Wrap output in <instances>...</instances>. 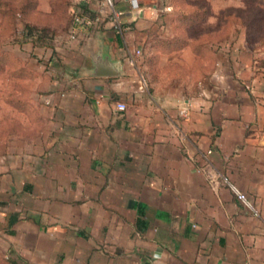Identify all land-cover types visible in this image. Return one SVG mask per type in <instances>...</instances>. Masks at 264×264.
I'll list each match as a JSON object with an SVG mask.
<instances>
[{
	"label": "crops",
	"instance_id": "obj_1",
	"mask_svg": "<svg viewBox=\"0 0 264 264\" xmlns=\"http://www.w3.org/2000/svg\"><path fill=\"white\" fill-rule=\"evenodd\" d=\"M112 1L122 32L57 31L0 135V264H264V42L197 53L167 5Z\"/></svg>",
	"mask_w": 264,
	"mask_h": 264
},
{
	"label": "rangeland",
	"instance_id": "obj_2",
	"mask_svg": "<svg viewBox=\"0 0 264 264\" xmlns=\"http://www.w3.org/2000/svg\"><path fill=\"white\" fill-rule=\"evenodd\" d=\"M77 1L79 0H0V135L12 136L14 130L20 128L19 125L22 131L29 129L35 108L41 102V91L38 87H41L43 72L47 73L46 57L51 51L53 40L59 39V34L50 33V29L46 34L47 37L51 36L49 39L41 36L40 39L32 40L23 36V22L54 27L57 31L66 30L64 22L70 17L71 10L80 9ZM149 1L159 7H169L166 11L170 12V23L178 18L176 10L186 13L182 15H187V18L182 15L181 17L184 22L191 23L185 28L189 37L201 36L202 39H207L208 35L210 38L213 36L210 32L212 25L217 20H224L227 22L224 25L233 26L225 28L224 31L218 27L214 33L222 34L223 38H210L208 42L211 44L222 43L224 38L228 40L231 37L235 40L238 37L244 38L249 41V46L264 42V3L251 0ZM47 4L49 10H44ZM48 11L53 12L54 17L45 24V13ZM164 11H158V14L168 13H163ZM198 11L201 13L198 14ZM234 23H238L237 29Z\"/></svg>",
	"mask_w": 264,
	"mask_h": 264
},
{
	"label": "trees",
	"instance_id": "obj_3",
	"mask_svg": "<svg viewBox=\"0 0 264 264\" xmlns=\"http://www.w3.org/2000/svg\"><path fill=\"white\" fill-rule=\"evenodd\" d=\"M98 0H79L77 1L78 3V6L77 7H80L75 9L77 10L79 13L81 14H84V15H87V16H93L95 13H96V7H92L91 5L92 4H96ZM251 1H256L258 3H264V0H251ZM90 4V5H89ZM112 5H113V8H115V3L112 1ZM256 6V5H255ZM253 8H256V7H253ZM54 11V9H53ZM176 13H178V18H174V20L172 21V29L173 31L175 32L174 34V39L176 40V43L178 44H186V43H189V45L193 48V50L197 53L199 52H202V50H205L207 48V43L208 41L210 40V38H223L222 34H218V33H214V32H217V28L218 27H221L222 28V31H224L225 28H228L230 26H233V25H224L225 22L224 20L221 21V20H217L216 24L213 25L211 28H210V32H212L213 36H210V38L208 37V35L206 36L207 39H202V37H189L187 36V34L185 33V28L191 24L190 22H184V18H187V15L183 16L182 13L180 11H177L176 10ZM201 13L200 11H198V14ZM45 17L47 19V22L45 24L48 23V19L52 20L53 17H54V13L53 12H47L45 13ZM183 14H186V13H183ZM193 15L195 13H192ZM197 14V13H196ZM184 17L182 18L181 17ZM192 15V16H193ZM158 18H162V13L161 14H158L157 15ZM70 21H71V15L70 17L65 20L64 24L65 26L69 27L70 25ZM261 24V22H259ZM231 24V23H230ZM238 23H234V25H237ZM262 25V24H261ZM220 28V29H221ZM50 29V33L52 32L53 34L57 32V30H55L54 27H51L49 28L48 26H38V25H34V24H31V23H28V22H23L22 24V27H21V34L23 36H27V37H30L32 40L33 39H36V38H42V37H47L48 35L47 34V31ZM60 32H66V30L64 29H61V30H58ZM42 36V37H41ZM51 36L47 37L46 39H49ZM234 38V37H233ZM190 39V40H188ZM210 43V42H209ZM46 44H47V41H46ZM45 44V45H46ZM50 48H51V51L48 53L47 57H46V67H47V73L50 77V80H55L56 77L52 75L51 73V69L54 67V65H57V62H58V59H59V56L57 55L56 51L53 49V46L50 45ZM229 48H230V42H228L226 40V38L223 39V42L222 43H218V44H211L210 43V49L211 50H215V51H223V52H228L229 53ZM51 87L48 89L50 90Z\"/></svg>",
	"mask_w": 264,
	"mask_h": 264
},
{
	"label": "built area",
	"instance_id": "obj_4",
	"mask_svg": "<svg viewBox=\"0 0 264 264\" xmlns=\"http://www.w3.org/2000/svg\"><path fill=\"white\" fill-rule=\"evenodd\" d=\"M139 0H128L129 7L133 9L138 8ZM96 13L93 16H87L79 13L77 10H71V21L66 34L67 39H73L76 37L79 30H88L94 25L102 22H109L111 28L115 33L122 32V24L118 18V12L113 8L112 0H98L96 3ZM135 53L139 52V49L134 50ZM132 62V58H129ZM60 94H62L60 92ZM125 104L122 101L115 102V108L118 110L124 109ZM209 151L207 149L204 155ZM206 161L205 158H203ZM207 177L210 181V173H207ZM237 198L244 200V195L240 191H235Z\"/></svg>",
	"mask_w": 264,
	"mask_h": 264
}]
</instances>
